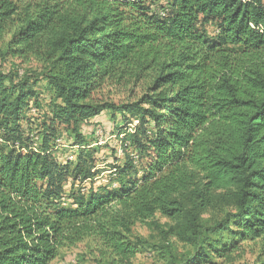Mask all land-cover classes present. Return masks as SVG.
<instances>
[{
  "label": "trees",
  "instance_id": "16d2710c",
  "mask_svg": "<svg viewBox=\"0 0 264 264\" xmlns=\"http://www.w3.org/2000/svg\"><path fill=\"white\" fill-rule=\"evenodd\" d=\"M1 42L37 69L0 71V264H51L84 240L134 264L137 223L190 245L185 264L264 242V0H0ZM133 84L136 100L94 99ZM103 113L121 139L94 187L103 147L82 127Z\"/></svg>",
  "mask_w": 264,
  "mask_h": 264
},
{
  "label": "rangeland",
  "instance_id": "374dc122",
  "mask_svg": "<svg viewBox=\"0 0 264 264\" xmlns=\"http://www.w3.org/2000/svg\"><path fill=\"white\" fill-rule=\"evenodd\" d=\"M4 50V43H0V52ZM18 66L20 70L37 69L35 63L28 65H20V63L12 58L3 59L0 56V71L6 73L12 71L14 67ZM44 84H39L41 92L42 102L44 108L48 103V96L45 92L41 91ZM142 84L131 85L129 87H120L114 85L103 86L100 91L94 95V99L97 102H112L119 104L125 101H133L140 97ZM46 109V108H45ZM116 122H120V118H116ZM111 121L107 113L101 114L99 117L90 120L87 124L83 125L82 133L87 137V140L91 143L90 147H103L100 152L96 154L97 168L103 170L94 180V187L99 185H106L108 177L111 176V172L107 168L111 165L112 158L110 156L111 150H118V141L121 136L116 138L114 132V125L117 123ZM130 128V126H129ZM116 135V136H115ZM71 140L66 134H63L59 140L60 148H58L59 156L61 158L69 159V152L72 151L68 147L71 144ZM76 151V148H74ZM119 151V150H118ZM120 157V152L117 154ZM67 159V160H68ZM73 161V160H68ZM113 178V177H112ZM88 185L89 182H86ZM88 187V186H87ZM154 220L161 227L173 225V223L162 217L159 214L155 215ZM165 229V228H164ZM133 236L142 241V246L139 247L140 254L134 260V264H170L172 262L171 257H175L176 260L172 264H185L186 260L192 259L190 256L193 252V248L184 243H180L175 239H169L168 242L162 237L160 230L155 227H148L145 224L137 223L133 227ZM171 243V254H163L164 258L159 257L157 251L160 245H166ZM183 258V260H181ZM264 263V242L257 240L255 242H245L239 246L238 251L231 255V262L227 260H216L215 264H263ZM51 264H106L101 260L96 251V245L91 240H84L83 242L69 248L61 250L59 257Z\"/></svg>",
  "mask_w": 264,
  "mask_h": 264
},
{
  "label": "built area",
  "instance_id": "2783aa9c",
  "mask_svg": "<svg viewBox=\"0 0 264 264\" xmlns=\"http://www.w3.org/2000/svg\"><path fill=\"white\" fill-rule=\"evenodd\" d=\"M69 160H72V158H71V157H69Z\"/></svg>",
  "mask_w": 264,
  "mask_h": 264
}]
</instances>
